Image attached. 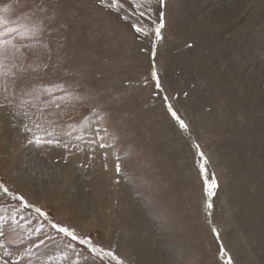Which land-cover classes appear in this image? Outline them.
I'll return each instance as SVG.
<instances>
[{"label":"rangeland","instance_id":"374dc122","mask_svg":"<svg viewBox=\"0 0 264 264\" xmlns=\"http://www.w3.org/2000/svg\"><path fill=\"white\" fill-rule=\"evenodd\" d=\"M151 8L0 0V264H264V0Z\"/></svg>","mask_w":264,"mask_h":264},{"label":"snow or ice","instance_id":"6c2138e0","mask_svg":"<svg viewBox=\"0 0 264 264\" xmlns=\"http://www.w3.org/2000/svg\"><path fill=\"white\" fill-rule=\"evenodd\" d=\"M101 4L105 7L109 8H117V10L123 8V0H110V2L105 3V0H100ZM129 7L132 9V14L138 16L140 19L148 18L151 19V0H143V2H140V0H128ZM158 4L163 7L165 4V0H158ZM163 12L159 13V21L158 23H155V35L157 39L161 38V29L164 27L163 24ZM126 19L130 18L126 15ZM132 27L135 28V31L140 33L143 32V28L137 26L136 24H132ZM144 35H148V33H144ZM190 46V45H189ZM152 78L155 79V87L157 89L162 90V86L159 82V79L156 77V73H152ZM163 101L165 105L167 106V109L173 119H175L180 128L187 129V125L185 122L177 115V112L173 110L172 105L168 103V97L164 96ZM103 147V145H101ZM198 147V146H197ZM201 158H203V153H200ZM199 167L201 169V172L205 171V166L203 163L199 164ZM117 171H119V166H117ZM205 185H206V191L208 192L209 196L214 195V192L212 191L217 186L214 179L211 182V184L208 183V178L205 176ZM0 188L3 189V194L9 197H12L13 199L19 201L20 204L23 205V207L28 208L32 207L28 204L27 201L24 200L22 196H13V194L6 188L0 185ZM208 207L211 208V203L208 204ZM36 212L40 213V215L47 217V213H44L41 209L36 208ZM0 220H3L2 217H0ZM51 224V227L56 231L58 234H63V236L69 238V247H71V243L75 242L78 245L85 246L87 248L88 253L92 257V264H105V257L110 258L111 260L115 261V264H124L123 260L120 259L116 253L112 250H105L103 247L98 246L94 244L92 239L90 237H81L79 236L73 229H70L68 227L61 226L59 224H56L52 221H49ZM214 233H217V230L215 228L212 229ZM0 235H3L2 232H0ZM218 235V233H217ZM44 241L41 240L40 243H43ZM223 251V250H222ZM77 255H80V253H77ZM228 264H231V257H228Z\"/></svg>","mask_w":264,"mask_h":264},{"label":"bare ground","instance_id":"6f19581e","mask_svg":"<svg viewBox=\"0 0 264 264\" xmlns=\"http://www.w3.org/2000/svg\"><path fill=\"white\" fill-rule=\"evenodd\" d=\"M31 167H32V166H31ZM70 177H71V176H70ZM71 179H72V177H71ZM74 180H76V179H74ZM71 182H72V181H71ZM69 183H70V182H69ZM76 187H77V186H76ZM71 190H73V189H71ZM80 190H81V189H80ZM77 193H78V191H77ZM70 195H71V194H70ZM88 196H89V195H88ZM85 198H86V197H85ZM94 199H95V198H94ZM82 200H83V199H82ZM91 200H93V199H90V201H91ZM82 202H84V201H82ZM85 203H86V202H85ZM89 203H90V202H89ZM95 203H96V202H95ZM92 204H93V203H92ZM86 206H87V205H86ZM87 207L89 208V206H87ZM77 208H78V207H77ZM84 209H85V208H84ZM86 209H87V208H86ZM88 211H89V210H88ZM91 213H92V212H91ZM146 256L148 257V261H149V260L152 261V259H153V257H154L153 255L150 256L149 254H147Z\"/></svg>","mask_w":264,"mask_h":264},{"label":"crops","instance_id":"0c3cea01","mask_svg":"<svg viewBox=\"0 0 264 264\" xmlns=\"http://www.w3.org/2000/svg\"><path fill=\"white\" fill-rule=\"evenodd\" d=\"M44 254H45V252H44ZM44 254H43V255H44Z\"/></svg>","mask_w":264,"mask_h":264}]
</instances>
